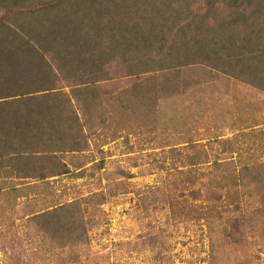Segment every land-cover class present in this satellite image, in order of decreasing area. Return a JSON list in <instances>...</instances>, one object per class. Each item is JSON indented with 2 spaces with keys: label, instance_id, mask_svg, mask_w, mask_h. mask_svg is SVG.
<instances>
[{
  "label": "rangeland",
  "instance_id": "rangeland-1",
  "mask_svg": "<svg viewBox=\"0 0 264 264\" xmlns=\"http://www.w3.org/2000/svg\"><path fill=\"white\" fill-rule=\"evenodd\" d=\"M220 71L100 82L86 148L41 178L0 163V264H264V85Z\"/></svg>",
  "mask_w": 264,
  "mask_h": 264
},
{
  "label": "trees",
  "instance_id": "trees-1",
  "mask_svg": "<svg viewBox=\"0 0 264 264\" xmlns=\"http://www.w3.org/2000/svg\"><path fill=\"white\" fill-rule=\"evenodd\" d=\"M259 1L0 0L1 172L41 178L56 153L86 148L80 132L94 121L81 94L103 81L206 62L236 76L249 66L244 79L263 86Z\"/></svg>",
  "mask_w": 264,
  "mask_h": 264
}]
</instances>
